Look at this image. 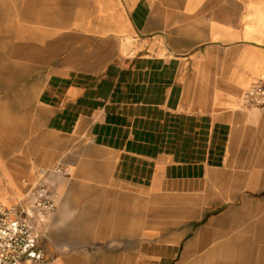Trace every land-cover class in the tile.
Wrapping results in <instances>:
<instances>
[{
  "label": "crops",
  "instance_id": "1",
  "mask_svg": "<svg viewBox=\"0 0 264 264\" xmlns=\"http://www.w3.org/2000/svg\"><path fill=\"white\" fill-rule=\"evenodd\" d=\"M4 61L17 78L0 84L31 94L43 133L80 138L72 147L87 171L74 168L72 179L104 182L92 195L118 210L113 229L130 227L117 199H207L168 231L125 241L119 254L130 264H219L222 229L264 211L253 184L236 211L208 192L246 148L262 150L249 151V182L264 189V167L257 177L251 167L264 166V140L244 136L264 128V111L240 105L246 89L264 84V0H0ZM3 101L12 111L13 94ZM9 153L0 152V176L14 193ZM250 233L264 243V222Z\"/></svg>",
  "mask_w": 264,
  "mask_h": 264
},
{
  "label": "rangeland",
  "instance_id": "2",
  "mask_svg": "<svg viewBox=\"0 0 264 264\" xmlns=\"http://www.w3.org/2000/svg\"><path fill=\"white\" fill-rule=\"evenodd\" d=\"M7 63H0V80H11L12 77L16 80V72L4 68ZM5 93L13 94V107L9 111L6 110L5 101L0 104V152H5L6 148L10 151L18 190L10 193L0 176V201L7 205L16 202L33 184L43 183L55 191L56 211L37 228L42 245L53 264H64L65 261V264H130L126 257L119 254L125 241L140 232L143 236L160 235L185 221L193 215L188 211L206 202L204 197L186 195H139L131 200L117 199L115 209L124 208L128 215L126 225L130 227L127 226L125 231L113 229L114 215L118 210L114 214L108 213V199L92 195L93 190L105 187L104 182L72 179L74 168L80 167L82 172L87 171L84 165H80L79 161L77 163L79 154L72 147L80 138L44 134L31 94L23 91L22 85L0 84V96ZM249 113L258 112L249 110ZM244 136L248 140H264V128L251 129ZM59 151L61 154L53 158L55 152ZM240 151L242 154L230 160L224 170L226 182L217 189L211 185L208 191L210 194L219 193L215 199L228 200L226 206L235 211L242 207L244 201L249 203L250 184H253L252 190L257 194L254 196L255 202L264 199V189H260L262 181L249 182V151L256 156L262 150L246 148ZM52 159L55 162L49 163ZM57 167H63L65 175L51 172ZM251 167L257 177L264 166ZM40 168L49 171L42 178ZM70 189L75 190V196L69 195ZM61 208L69 212L64 221L59 215ZM247 221L239 222L236 228L222 229L215 244L223 249L218 258L219 264H264V243L253 240L250 233L254 226L264 222V211L249 214ZM53 234H60V237L55 240ZM72 234L77 237V241L65 238Z\"/></svg>",
  "mask_w": 264,
  "mask_h": 264
},
{
  "label": "built area",
  "instance_id": "3",
  "mask_svg": "<svg viewBox=\"0 0 264 264\" xmlns=\"http://www.w3.org/2000/svg\"><path fill=\"white\" fill-rule=\"evenodd\" d=\"M245 110L264 111V84L254 83L240 99ZM49 172L39 169L40 178ZM65 175L63 167L51 171ZM57 194L45 184H33L11 205L0 202V264H53L42 245L38 225L56 211Z\"/></svg>",
  "mask_w": 264,
  "mask_h": 264
},
{
  "label": "bare ground",
  "instance_id": "4",
  "mask_svg": "<svg viewBox=\"0 0 264 264\" xmlns=\"http://www.w3.org/2000/svg\"><path fill=\"white\" fill-rule=\"evenodd\" d=\"M1 202V201H0ZM1 203H3V202H1ZM4 204V203H3ZM12 204V203H11ZM11 204H8V205H11ZM5 205H7V204H5Z\"/></svg>",
  "mask_w": 264,
  "mask_h": 264
}]
</instances>
